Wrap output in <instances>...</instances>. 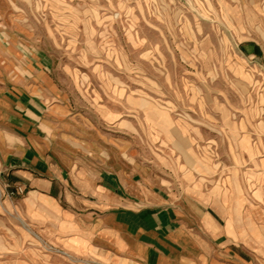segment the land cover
<instances>
[{
	"label": "rangeland",
	"instance_id": "1",
	"mask_svg": "<svg viewBox=\"0 0 264 264\" xmlns=\"http://www.w3.org/2000/svg\"><path fill=\"white\" fill-rule=\"evenodd\" d=\"M247 41L264 44V0H0V82L6 59L49 64L81 164L139 181L142 205L183 173L210 186L242 154L230 129L248 126L249 82H264ZM15 235L0 226V260Z\"/></svg>",
	"mask_w": 264,
	"mask_h": 264
},
{
	"label": "crops",
	"instance_id": "2",
	"mask_svg": "<svg viewBox=\"0 0 264 264\" xmlns=\"http://www.w3.org/2000/svg\"><path fill=\"white\" fill-rule=\"evenodd\" d=\"M246 46L253 67L264 65V44ZM6 63L12 74L0 82V213L7 224L0 226L16 232L19 249L9 243L0 264H264V82H249L258 89L248 97V126L230 129L242 154L228 173L210 186L183 173L180 191L147 193L142 205L139 181L117 167L95 173L94 161L81 164L74 118L49 64ZM27 69V77L15 78ZM18 186L24 193L9 197ZM14 215L20 226L10 221Z\"/></svg>",
	"mask_w": 264,
	"mask_h": 264
},
{
	"label": "built area",
	"instance_id": "3",
	"mask_svg": "<svg viewBox=\"0 0 264 264\" xmlns=\"http://www.w3.org/2000/svg\"><path fill=\"white\" fill-rule=\"evenodd\" d=\"M24 193V189L21 186L15 187L13 190L8 192V196L9 197H14L15 195L19 194H23Z\"/></svg>",
	"mask_w": 264,
	"mask_h": 264
}]
</instances>
